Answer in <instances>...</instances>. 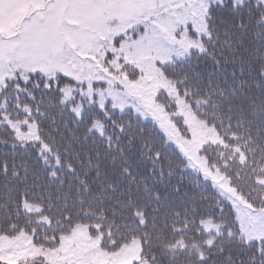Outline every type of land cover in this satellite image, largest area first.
Wrapping results in <instances>:
<instances>
[{
  "label": "snow or ice",
  "instance_id": "6c2138e0",
  "mask_svg": "<svg viewBox=\"0 0 264 264\" xmlns=\"http://www.w3.org/2000/svg\"><path fill=\"white\" fill-rule=\"evenodd\" d=\"M0 264H264V0H0Z\"/></svg>",
  "mask_w": 264,
  "mask_h": 264
}]
</instances>
